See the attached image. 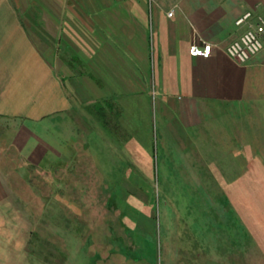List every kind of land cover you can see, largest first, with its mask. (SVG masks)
<instances>
[{"label": "crops", "instance_id": "obj_1", "mask_svg": "<svg viewBox=\"0 0 264 264\" xmlns=\"http://www.w3.org/2000/svg\"><path fill=\"white\" fill-rule=\"evenodd\" d=\"M16 1L30 7L24 14L37 26V43ZM16 1L0 0V119L12 127V145L38 142L29 157L42 163L48 156L55 176L73 172L84 158L87 170L110 184L96 165L110 124L119 129L123 152L134 153L131 168L140 169L137 159L151 157L142 143L152 142L143 137L153 134V110L164 158L173 151L169 144L181 143L183 151L196 144L204 158L217 159L224 142L256 144L245 149L246 157L264 158V49L246 63L226 49L245 28L237 18L247 10L264 12V0ZM194 41L208 42L210 56H193ZM29 111L38 119L52 117L64 138L52 144L32 126L6 121ZM108 150L118 166L127 163L125 155ZM16 203L0 199L2 207ZM0 223L4 264L2 255L23 253L31 222L10 215ZM11 239L18 250L9 251Z\"/></svg>", "mask_w": 264, "mask_h": 264}, {"label": "rangeland", "instance_id": "obj_2", "mask_svg": "<svg viewBox=\"0 0 264 264\" xmlns=\"http://www.w3.org/2000/svg\"><path fill=\"white\" fill-rule=\"evenodd\" d=\"M17 3L23 23L37 43V26L24 14L30 7ZM32 4L36 6L37 0ZM152 113L153 134L143 137L152 142L142 143L143 152L151 151L144 154L151 157L137 159L142 162L140 169L131 168L134 153L123 152L115 124L106 127L108 143L100 145L106 146L105 153L96 150V165L110 184H105L101 173L88 171L84 158L75 163L73 172L55 176L56 166L48 156L42 163L30 159L38 142L33 138L25 148L21 143L12 145V127L0 119V199L18 202L8 207L1 204L0 220L16 215L29 216L31 222L23 253L2 255L1 262L264 264V158H247L245 152L256 144L224 142L218 144L222 148L219 158L210 159L204 158L196 144L189 153L183 151V144L175 143L169 144L173 151L164 158L167 152L157 143L155 111ZM37 114L29 111L6 117V121L30 125L52 144L56 136L64 138L56 133L52 117L42 120ZM221 137L227 140L229 136ZM108 147L125 155L127 163L120 161L118 166ZM236 147L239 153L232 151ZM1 152L6 154L1 156ZM17 169L27 172L18 175ZM62 179L61 185L58 181ZM18 248L12 240L9 251Z\"/></svg>", "mask_w": 264, "mask_h": 264}, {"label": "built area", "instance_id": "obj_3", "mask_svg": "<svg viewBox=\"0 0 264 264\" xmlns=\"http://www.w3.org/2000/svg\"><path fill=\"white\" fill-rule=\"evenodd\" d=\"M236 23L245 28L227 45L228 54L241 63H246L264 49V12L247 10L241 14ZM193 56L208 57L211 46L208 42L194 41L190 45Z\"/></svg>", "mask_w": 264, "mask_h": 264}, {"label": "trees", "instance_id": "obj_4", "mask_svg": "<svg viewBox=\"0 0 264 264\" xmlns=\"http://www.w3.org/2000/svg\"><path fill=\"white\" fill-rule=\"evenodd\" d=\"M31 172H32V171H31ZM31 172H30V173H31Z\"/></svg>", "mask_w": 264, "mask_h": 264}]
</instances>
